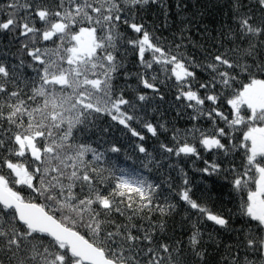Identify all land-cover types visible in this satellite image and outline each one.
Here are the masks:
<instances>
[{
  "label": "snow or ice",
  "instance_id": "6c2138e0",
  "mask_svg": "<svg viewBox=\"0 0 264 264\" xmlns=\"http://www.w3.org/2000/svg\"><path fill=\"white\" fill-rule=\"evenodd\" d=\"M150 6L167 21V0L0 5V34L18 44L15 63L0 56V264H264V0H176L183 27L171 42L147 24ZM210 7L228 21L215 36L204 29L211 41L205 48L193 40L192 25ZM128 49L135 73L121 72ZM197 70L207 79L199 80ZM117 74L126 81L134 75L137 88L152 95H126L132 86L116 85ZM160 85L192 109L190 119L203 117L211 129L194 124L181 134L173 128L172 144L159 143L152 152L137 145L142 167L154 173L149 178L111 163L109 154L121 148L106 139L112 125L101 120L108 117L140 141L145 136L133 124L158 137L165 125L146 115L150 101L164 100ZM89 131L95 146L79 139ZM189 136L220 156L200 171L231 174L236 189H247L239 227L231 211H212L196 197L187 173L171 162L200 158ZM234 153H242L239 168ZM181 204L186 241L166 227ZM216 229L232 234L233 242H222Z\"/></svg>",
  "mask_w": 264,
  "mask_h": 264
},
{
  "label": "trees",
  "instance_id": "16d2710c",
  "mask_svg": "<svg viewBox=\"0 0 264 264\" xmlns=\"http://www.w3.org/2000/svg\"><path fill=\"white\" fill-rule=\"evenodd\" d=\"M8 0H0V5H4ZM204 2V0H202ZM170 8L167 21L165 17L161 14L160 10L154 6H150L149 10L144 13L145 20L147 24L151 25L152 29L155 31V35L162 36L166 38L169 42L172 41L174 36L179 35L181 28L183 27L181 15L177 13L175 8L176 0H167ZM226 11V9L224 10ZM228 21V17L223 14V12L216 7H210L206 9L205 15L202 18H197L195 24L192 25V38L203 44L205 48L209 47L211 41H206L204 39V29L208 30V33L215 36L222 23ZM37 26H40L39 21H36ZM120 31L131 37L132 33L127 29L126 26H121ZM12 37L7 34H0V56L7 55L9 57V62L15 63V56L17 55L16 49L18 44L10 43ZM50 44V42H49ZM51 46V44H50ZM193 54L199 58L200 52L189 49ZM126 68L122 69L121 72L135 73L138 71V66L136 63V56L131 49H128V54L125 57ZM22 72L25 75L31 76L32 71L30 68H23ZM197 76L199 80L207 79L206 73L197 70ZM243 78V77H242ZM160 79H163L161 74ZM115 84L121 88H125V85H131L132 87L126 91V95H133V90H139L152 95L150 90L143 89L142 86L137 88V81L133 75L130 80H125L124 76L117 74ZM160 91L164 95V100L161 101L158 98L153 99L147 105V115L146 119L154 124H164L167 130L161 129L158 137L151 136L146 130L142 129L139 124H133L138 131H141L145 136L144 141H140L138 138L131 136V134L123 128V126H117L114 122L110 121L108 117H103L101 123L104 126L109 124L112 127L109 129V135L106 139L112 143H115L121 148L120 153H112L110 155L111 163H113L117 168H123L128 171H138L143 172L144 175L151 178L154 173L147 172L146 169L142 167V161L144 160V154L137 151L136 146L143 143L145 147L152 152L154 149L159 147V143L172 144L171 130L173 128L177 129L179 133H185L192 129L193 125H197L200 128L211 129V123L205 118H201L197 121H193L190 117L193 115L192 109L183 107L178 104L174 98V90L169 89L165 85H160ZM203 94V90H201ZM210 107V104L206 102L205 108ZM220 108L225 112L226 115L231 116L229 111V106L226 104H221ZM220 126H225L223 121H218ZM227 130V129H226ZM239 136V133H236ZM82 142L93 144L97 137L91 132H85L80 135L79 138ZM190 142L196 143L197 148L200 152V158L195 156H181L179 158L173 157L171 162L177 165L178 168L183 169L187 173V178L189 184L191 185L193 193L196 197L202 198L203 202L212 211H220L227 214L229 211L232 213L233 224L239 227L240 220L246 219L240 217L241 206L247 195V189L240 190L236 189L232 184V175H207L200 171L205 165V161L211 163L213 160L219 161L220 156L215 150L206 151L200 147L198 141L195 137L189 136ZM155 154V153H154ZM233 159L237 167L239 168L242 163V153H234ZM175 171L173 175L175 176ZM179 182V178H177ZM183 204L180 205V212L167 220V234L176 240H187V226L182 225V215ZM239 218V219H238ZM155 219V217H154ZM204 227L209 231H213V226L211 222H205ZM215 232L218 234L219 239L225 243L233 242V235L226 233L223 230L216 229ZM212 251V249H210Z\"/></svg>",
  "mask_w": 264,
  "mask_h": 264
}]
</instances>
